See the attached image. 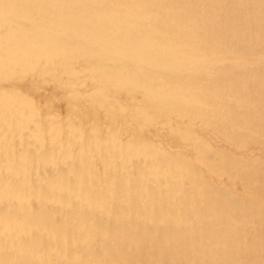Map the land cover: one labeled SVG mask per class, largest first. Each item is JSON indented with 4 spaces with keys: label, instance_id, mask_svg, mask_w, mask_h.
I'll return each instance as SVG.
<instances>
[{
    "label": "bare ground",
    "instance_id": "6f19581e",
    "mask_svg": "<svg viewBox=\"0 0 264 264\" xmlns=\"http://www.w3.org/2000/svg\"><path fill=\"white\" fill-rule=\"evenodd\" d=\"M0 264H264V0H0Z\"/></svg>",
    "mask_w": 264,
    "mask_h": 264
}]
</instances>
